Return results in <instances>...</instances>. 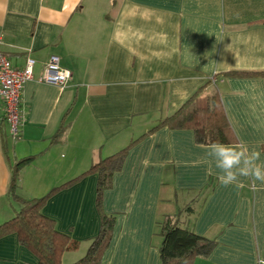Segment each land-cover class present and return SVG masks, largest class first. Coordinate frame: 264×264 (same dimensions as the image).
<instances>
[{
  "label": "crops",
  "instance_id": "crops-1",
  "mask_svg": "<svg viewBox=\"0 0 264 264\" xmlns=\"http://www.w3.org/2000/svg\"><path fill=\"white\" fill-rule=\"evenodd\" d=\"M0 48L18 68L35 59L14 139L0 99V223L15 214L16 196L41 197L131 143L103 193L115 222L98 264H161L157 224L189 204L181 221L215 242L192 264L264 261V185L241 177L243 187L222 186L214 162L208 171L210 144L191 128L145 135L190 96L217 93L232 131L225 144L243 142L264 162V0H0ZM51 55L71 72L63 87L38 80ZM30 155L12 194L13 166ZM96 181L84 175L42 207L79 242L63 264L99 233ZM0 264L37 258L10 233Z\"/></svg>",
  "mask_w": 264,
  "mask_h": 264
},
{
  "label": "trees",
  "instance_id": "trees-1",
  "mask_svg": "<svg viewBox=\"0 0 264 264\" xmlns=\"http://www.w3.org/2000/svg\"><path fill=\"white\" fill-rule=\"evenodd\" d=\"M163 126L191 128L194 130L196 141L202 144L214 142L225 144L232 141V131L222 111L217 93L211 99L195 94L190 96L172 114L158 119L145 135ZM130 145L131 143L116 153L92 163L80 175L52 188L41 197L24 199L16 196L18 208L11 218L0 223V237L10 233L16 234L20 244L37 258V264H63L62 254L75 250L79 242L58 231L54 220L42 213V207L57 189L73 184L84 175L94 173L97 175L95 206L100 217L99 233L91 239L85 255L70 264H98L110 243L115 222V214L106 213L102 209L103 193L111 187L112 175L120 170ZM33 157L26 156L15 162L10 186L12 194L19 178L20 168L29 163ZM182 211L191 213L192 204L186 205ZM182 211H178L175 215L163 216L157 224L161 236L159 246L161 264H192L197 256L208 255L215 244L214 240L200 236L184 225L179 218Z\"/></svg>",
  "mask_w": 264,
  "mask_h": 264
},
{
  "label": "built area",
  "instance_id": "built-area-1",
  "mask_svg": "<svg viewBox=\"0 0 264 264\" xmlns=\"http://www.w3.org/2000/svg\"><path fill=\"white\" fill-rule=\"evenodd\" d=\"M34 64L35 59L26 57L22 68L15 67L0 48V99L3 102V117L8 134L12 139L18 136L23 122L21 92L25 82L33 78ZM70 77V70L60 65L59 57L51 55L38 80L63 87ZM258 264H264V261L260 260Z\"/></svg>",
  "mask_w": 264,
  "mask_h": 264
},
{
  "label": "clouds",
  "instance_id": "clouds-1",
  "mask_svg": "<svg viewBox=\"0 0 264 264\" xmlns=\"http://www.w3.org/2000/svg\"><path fill=\"white\" fill-rule=\"evenodd\" d=\"M207 156L211 160L208 171H213L214 162L218 170V180L222 186L235 185L243 187L241 177L250 178L253 182L260 181L264 185V162H260L261 152L249 149L240 144L211 143L208 146Z\"/></svg>",
  "mask_w": 264,
  "mask_h": 264
},
{
  "label": "rangeland",
  "instance_id": "rangeland-1",
  "mask_svg": "<svg viewBox=\"0 0 264 264\" xmlns=\"http://www.w3.org/2000/svg\"><path fill=\"white\" fill-rule=\"evenodd\" d=\"M214 90H215V89H214ZM214 90H212V92H214ZM212 95H213V94H211V95H207V96H205V97H210V98H211Z\"/></svg>",
  "mask_w": 264,
  "mask_h": 264
}]
</instances>
